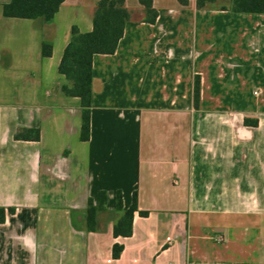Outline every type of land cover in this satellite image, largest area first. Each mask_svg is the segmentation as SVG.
<instances>
[{"label": "crops", "instance_id": "obj_1", "mask_svg": "<svg viewBox=\"0 0 264 264\" xmlns=\"http://www.w3.org/2000/svg\"><path fill=\"white\" fill-rule=\"evenodd\" d=\"M10 1L0 0V264H264V14L153 0L152 23L125 0L116 52L93 58L82 141L80 99L63 93L59 66L100 0H65L49 22L5 17ZM21 129L40 139L16 140ZM100 191L104 230L88 232ZM119 192L124 210L137 195L129 237L114 236L122 212L107 217Z\"/></svg>", "mask_w": 264, "mask_h": 264}, {"label": "trees", "instance_id": "obj_2", "mask_svg": "<svg viewBox=\"0 0 264 264\" xmlns=\"http://www.w3.org/2000/svg\"><path fill=\"white\" fill-rule=\"evenodd\" d=\"M65 0H11L4 5V16L22 19L41 18L45 22L51 21L59 11ZM213 0H197L199 8L206 2ZM144 6L148 20L156 21L157 11L153 8V0H139ZM232 10L236 13L264 14V0H232ZM130 20V11L125 7V0H100L93 17V30L89 33H81L73 27L72 37L62 57L59 72L63 75L67 84L62 87L63 93L68 97L80 99L82 110V141H87L90 134L91 107L93 98V58L97 54L112 55L116 52L119 41L124 35L127 22ZM52 55V46L43 44V56ZM199 100V82L195 81L194 101ZM16 140L38 141L40 131L38 129H21L15 135ZM108 193L100 191L96 198H90L86 209V230L98 232L104 230L99 227L98 216L107 212ZM137 211V195L134 194L132 206L124 210L122 194L119 192L116 199L114 212H108L113 219L114 213L122 212V216L114 224V236L129 237L132 234L134 213ZM3 210H0V222L4 221ZM141 215H147L141 212ZM123 247L115 244L113 258L121 256Z\"/></svg>", "mask_w": 264, "mask_h": 264}, {"label": "built area", "instance_id": "obj_3", "mask_svg": "<svg viewBox=\"0 0 264 264\" xmlns=\"http://www.w3.org/2000/svg\"><path fill=\"white\" fill-rule=\"evenodd\" d=\"M219 241H223V238H222V237H220V238H219Z\"/></svg>", "mask_w": 264, "mask_h": 264}, {"label": "rangeland", "instance_id": "obj_4", "mask_svg": "<svg viewBox=\"0 0 264 264\" xmlns=\"http://www.w3.org/2000/svg\"><path fill=\"white\" fill-rule=\"evenodd\" d=\"M222 4V3H221ZM107 217H109V215H107Z\"/></svg>", "mask_w": 264, "mask_h": 264}]
</instances>
